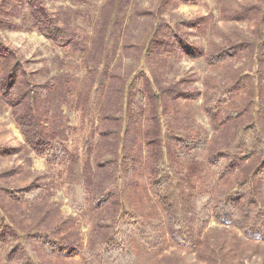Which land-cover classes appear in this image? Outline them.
Here are the masks:
<instances>
[{
	"label": "rangeland",
	"instance_id": "1",
	"mask_svg": "<svg viewBox=\"0 0 264 264\" xmlns=\"http://www.w3.org/2000/svg\"><path fill=\"white\" fill-rule=\"evenodd\" d=\"M42 1L87 51L53 45L22 1L0 0V45L17 58L0 71V264H119L106 250L121 247L131 264H264V0ZM163 34L168 49L151 54ZM21 78L48 89L34 110L55 135L48 160L7 102ZM147 86L157 155L139 118ZM155 171L179 182L171 215ZM249 176L255 194L229 198Z\"/></svg>",
	"mask_w": 264,
	"mask_h": 264
},
{
	"label": "trees",
	"instance_id": "2",
	"mask_svg": "<svg viewBox=\"0 0 264 264\" xmlns=\"http://www.w3.org/2000/svg\"><path fill=\"white\" fill-rule=\"evenodd\" d=\"M23 3H22V2ZM183 2H187V0H180ZM20 3L23 4V8L25 13L28 15L30 20V25L33 30H36L39 34L43 35L49 42H51L53 45L60 47V48H68L71 52L75 54L85 55L87 49L84 43H81L80 40L75 39L73 36V33L68 31L67 29L62 28L59 23L54 19V17L46 10L44 7L42 0H19ZM12 3V4H11ZM126 3V0H118L116 3V7L119 8V11H121ZM15 0H3L2 7L7 8V10L13 9L15 6ZM257 8H251L246 7L242 9V12L244 14H247V17L252 18L253 11ZM165 35L158 36L157 38H154L155 40L153 43H151V54L153 55H161L162 52H165L168 47L165 41ZM169 36L166 38L169 40ZM230 50H232V55H235L237 50L242 48H247L248 43L244 41H239L237 43H229L227 46ZM13 57L15 59V65L17 63L16 55L13 51H11L8 48H4L0 45V65H1V72H4L3 69H6L8 67V60L9 57ZM226 56L224 50H220L218 53H216V59L217 62L221 61ZM10 73L15 72V67H10ZM8 71V72H9ZM7 72V73H8ZM264 73V70H263ZM95 74L92 76H89L87 82L90 84L94 83V77ZM264 80V74L262 75V78ZM91 84V85H92ZM17 85L20 86V93L16 94L13 93L12 95L17 96L10 98L7 102L10 103L11 107V114L12 116L16 117L19 129L21 133L24 135L25 143L37 154L43 156L44 158H47L48 155L53 156V154L47 153L48 149H52L51 143L55 139V135L53 133H48L47 130L44 128V125L41 123V119L39 115L34 110L38 109L39 107V101H41V98L46 94L45 87H40V90H38L37 87L31 86L30 88L27 87L26 89L23 87V80L22 78L17 82ZM19 89V87H18ZM149 89H152L151 86H149ZM145 94L147 96V100L145 104H140L139 107V118L143 119L142 125H145L146 129L142 134V137H144V140H146L147 144L149 146H153L154 155H157L159 146L158 140L160 136V127H156L158 125L157 118H156V108L154 104H156V98L155 96L152 98L151 92L148 90V86L145 89ZM7 92V91H6ZM43 92V93H42ZM9 92L4 93L3 96L6 98L8 97ZM150 97V98H149ZM154 115V117H153ZM261 137L262 134L259 131ZM125 136H122V138L127 139V134ZM117 139L119 142L121 140V135L116 133L114 135V140ZM261 149L257 150L259 153L258 155L261 156V160L263 162L262 165H264V143L263 140H260ZM52 153V152H51ZM153 155V156H154ZM54 157H57V154H54ZM230 159L234 162L238 160L236 155H233L230 157ZM53 161V159H51ZM50 161V160H49ZM71 165H74L75 162L73 160L70 161ZM87 169H84V171L89 170L90 168L87 166ZM73 169V168H71ZM70 169V170H71ZM195 168H191V171ZM170 173L162 172L161 174H157V172H153L154 179L152 182L158 183L160 181V186L162 189L163 194V208L168 211L169 215H171L174 211H177V206L180 203V199L176 196H174V193L177 192L175 189L179 182H177ZM254 174V173H253ZM161 178V180H160ZM264 179V173L260 175L258 185H260V182ZM253 180L251 176L244 178L242 181L238 182L233 189L230 191V194L228 195L229 198L233 199H242L243 196H253L255 194V187L252 186L250 189V182ZM260 187V186H259ZM256 187V188H259ZM238 193L239 196L236 194ZM171 195V198H168V196ZM106 250L108 254H112L111 257L119 262V264H131V258L126 249H123L122 247L120 249H117L115 252L114 250Z\"/></svg>",
	"mask_w": 264,
	"mask_h": 264
}]
</instances>
